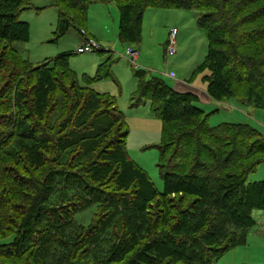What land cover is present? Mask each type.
Listing matches in <instances>:
<instances>
[{
	"label": "trees",
	"instance_id": "obj_1",
	"mask_svg": "<svg viewBox=\"0 0 264 264\" xmlns=\"http://www.w3.org/2000/svg\"><path fill=\"white\" fill-rule=\"evenodd\" d=\"M112 1L118 11L117 37L121 44L140 42L142 16L148 9L197 12L198 27L207 40V53L195 71L202 72L208 97L213 101L242 97L246 103L264 110V0ZM90 5L91 0H53L58 16L55 38L70 30L82 31ZM30 6L31 0H0V71L6 65V57H17L9 73L3 75L0 91V258L8 253L3 248L15 246L3 241L10 234L9 226L29 229L36 237L23 240L37 251L53 253L51 246H72L64 264H87L86 259L94 260L90 264H211L235 246L244 245L247 230L254 224L251 212L264 211V181L239 183L228 169L234 166L231 158L244 151L238 140L250 141L254 130L240 123L208 126L207 116L196 106L197 98L191 91L168 87L155 77L146 80L144 72L135 71L134 78L141 96L149 95L152 117L162 126L164 139L157 149L161 156L172 153L168 161L158 165L161 192L128 157L125 117L112 98L96 93L90 84L79 86L71 81L70 53L54 59L53 66L48 62L49 67L45 68L61 69V75L70 78L69 89L63 84L55 88L60 98L69 103L64 124L54 123L67 107L56 102V111L46 115L44 125L37 128V133L47 135L40 136L38 143L41 161L34 149L31 152L22 146L38 176L18 174V164H3L14 141H31L30 130L36 132L34 127H28L27 132L22 130L27 126L28 114L17 119L22 108L37 111L34 100L16 90L9 99L5 94L8 88L11 91L12 79L29 65L19 58L13 45L28 39L27 23L20 21L19 16ZM104 71L105 67L100 66V74L89 78V83ZM76 93L85 95L80 100ZM101 99L109 103V109L100 106ZM75 107L78 110L69 120ZM64 125L71 128L63 132ZM168 143L172 144V151L167 150ZM64 160H68L66 170ZM37 164L43 166L40 171L35 170ZM72 185L75 187L70 190ZM171 194H182L177 200L179 205L170 203L165 210L149 214L154 197ZM54 196L58 206L52 208L48 204ZM186 196L194 200L183 208ZM70 197L78 201L69 202L68 208L75 204L82 208L93 205L109 212L103 223L97 221V225L83 232L71 229L66 239L61 234L69 227L70 215L82 210L66 211L64 202ZM21 203L26 208H21ZM19 215L22 220L14 224L12 218ZM108 218L111 220L105 225ZM112 241L119 248L114 249ZM99 242L113 248L112 253L117 256L100 260L96 249ZM33 257L34 252L30 255L32 260Z\"/></svg>",
	"mask_w": 264,
	"mask_h": 264
},
{
	"label": "rangeland",
	"instance_id": "obj_2",
	"mask_svg": "<svg viewBox=\"0 0 264 264\" xmlns=\"http://www.w3.org/2000/svg\"><path fill=\"white\" fill-rule=\"evenodd\" d=\"M103 1L91 0L86 24L80 28L85 35H81L82 31L70 30L63 37L55 38L58 16L56 9L53 7V0H31L30 9L20 14L19 20L27 23L28 26V39L25 43H15L13 46L19 58L29 65L25 66L22 72L20 71L21 75L19 77L12 79L11 91L8 88L5 94L6 98L9 99L12 92L16 90L17 93H25L23 96L29 98L28 100H34V108H38L37 111L28 112L22 108L17 113L19 115L17 119L20 120L28 114L33 120L29 117L27 126H24L22 130L27 132L29 131L28 127H34L36 132L32 133L33 130H30L29 135H32L31 138L33 139L31 141H14V146L7 149V157L2 158L4 160L3 164L13 167L18 164L19 168L22 169L17 168L18 174H24L26 177L28 174L31 178L38 176L39 173L34 171L30 158L24 153V146L31 152L34 149L35 154L39 155L37 160L41 161L42 156L38 143L47 135L37 133V128L44 125L46 115L56 111L54 110L55 104L60 101L67 107L61 110L54 123L58 126L64 124L69 103L63 97L64 100L60 98V93L56 92L55 88H59L58 86L63 84L69 89L71 78V81H75L79 86L90 84L89 86L96 93L112 98L115 106L125 117L128 129L126 139L128 157L147 173L156 189L161 192L163 183L159 176L158 165H163L165 161H168L172 153L166 152L161 156L160 151L157 149L164 139L162 126L158 120L152 117L149 95L141 96L138 90L134 72L141 71L145 73L146 80L155 77L168 87L176 88L182 92L191 91L197 98L196 106L201 108L207 116L208 126L215 127L223 123H240L252 128L255 132L254 138L250 141H243L241 138L238 140L239 146L244 148V151H239L240 154H235V157L231 158L232 164L234 161V166L228 169V172L237 176V182L239 183L243 180H245V184L264 181V110L255 108L251 103H246L242 97L221 101H213L208 97L206 83L202 80V72L195 71L204 62L207 53L205 34L197 24L199 14L195 11L148 9L142 16L140 42L137 45L121 44L117 37L119 27L118 11L112 0ZM172 29L177 31L175 53L169 55L167 47L169 33ZM85 37L94 40L99 47V51L82 55L76 54L77 49L84 43ZM128 48L137 52L135 64L127 60L125 56ZM67 53H70L68 57L70 78L63 77L61 69L53 68L51 71H45V68L49 67L48 62H51L53 66L54 59ZM16 62L17 57L13 54L6 57V65L0 71L2 78L3 75L9 73L10 68ZM100 66H104L105 71L98 79L89 83V78L94 79L97 74H100L98 72ZM107 71L108 73H106ZM1 79L0 91L5 78ZM176 85L178 86L176 87ZM76 94L80 97V100L85 95L83 93ZM80 100L77 102L78 104H80ZM104 101V99H101L100 106L109 109V103ZM77 110L75 107V111L72 115L70 114L69 120H73L72 116L75 115ZM1 114L2 117H5L4 112ZM64 127L63 132L71 128L70 126L66 129V125ZM49 134L52 133L49 132ZM40 136H42L41 139ZM18 146L21 148L16 152L15 149ZM167 150H173L171 143H168ZM247 157L249 159H246ZM235 158L236 160H234ZM65 162H68V160L62 162L66 170ZM42 168L43 166L40 165L35 170L40 171ZM74 187L75 185H72L70 190ZM68 194H71V192ZM181 196L182 194H171L164 198H162L163 196L154 197L150 202L149 214L165 210L170 203L179 205L177 200ZM57 197L54 196L48 206L52 208L58 206V202L55 200ZM193 200L191 196H186L182 203L183 208L187 207ZM77 201V198L70 197L64 202L67 204L64 207L67 208L66 211L69 209L74 212L79 209L82 210L70 215L71 219L68 224L70 228L68 227L65 232H62L61 238L67 239L68 233H72L71 229H82L83 232V230L85 231L97 225V221L103 223L105 216L108 214L107 212H109L107 210L100 211L99 208L93 205L86 208L83 206L82 208L79 204H75L74 207L68 208L69 202L76 203ZM21 208H26V205L22 204ZM251 217L254 224L247 230L244 245L235 246L213 260L211 264H264V211L254 210L251 212ZM22 218V215H19L17 219L12 218V222L14 224H16V221L19 223ZM110 220L111 218H108L105 225H108L107 223ZM105 225H101V228H104ZM8 230L10 234L3 241L8 245L15 243V246L9 245L10 247L8 246L7 249H2L8 253H6V257L0 258V264H64L68 252L73 249L72 246L65 244L63 246H51L53 253H46L45 249L37 251L35 248H31L30 245L28 247L25 243L26 239L32 240L36 237L28 231L29 229L25 231L21 228L9 226ZM23 238H25V241ZM112 245L114 249L119 248L113 241ZM97 247V256L100 257V260H111V258L117 256L113 255V248L112 250L108 249L109 246L106 244L99 242L96 243V249ZM33 252L35 257L32 260L30 255ZM84 262L90 264L94 260L86 259Z\"/></svg>",
	"mask_w": 264,
	"mask_h": 264
},
{
	"label": "built area",
	"instance_id": "obj_3",
	"mask_svg": "<svg viewBox=\"0 0 264 264\" xmlns=\"http://www.w3.org/2000/svg\"><path fill=\"white\" fill-rule=\"evenodd\" d=\"M177 31L175 29H172L169 33V42H168V49L167 53L174 54L175 53V38H176ZM81 35H85L84 31H82ZM99 51V47L96 44V42L90 38L85 37L84 43L77 49L76 54L82 55L85 53H92ZM125 56L127 60L135 64L137 61V52L135 50H132L131 48H128L126 50Z\"/></svg>",
	"mask_w": 264,
	"mask_h": 264
},
{
	"label": "crops",
	"instance_id": "obj_4",
	"mask_svg": "<svg viewBox=\"0 0 264 264\" xmlns=\"http://www.w3.org/2000/svg\"><path fill=\"white\" fill-rule=\"evenodd\" d=\"M178 85H176V87H177ZM186 86V85H185Z\"/></svg>",
	"mask_w": 264,
	"mask_h": 264
}]
</instances>
